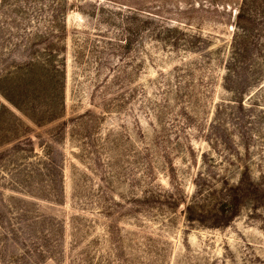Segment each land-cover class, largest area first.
I'll use <instances>...</instances> for the list:
<instances>
[{
    "label": "rangeland",
    "instance_id": "rangeland-1",
    "mask_svg": "<svg viewBox=\"0 0 264 264\" xmlns=\"http://www.w3.org/2000/svg\"><path fill=\"white\" fill-rule=\"evenodd\" d=\"M0 264H264V0H0Z\"/></svg>",
    "mask_w": 264,
    "mask_h": 264
}]
</instances>
